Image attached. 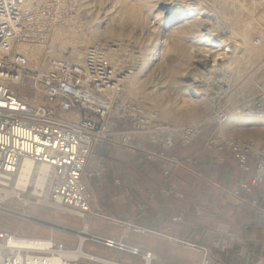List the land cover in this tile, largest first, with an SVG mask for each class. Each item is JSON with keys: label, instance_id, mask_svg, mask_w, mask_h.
Instances as JSON below:
<instances>
[{"label": "built area", "instance_id": "built-area-1", "mask_svg": "<svg viewBox=\"0 0 264 264\" xmlns=\"http://www.w3.org/2000/svg\"><path fill=\"white\" fill-rule=\"evenodd\" d=\"M264 8V0H254ZM74 0H0V181L12 182L22 161L45 167L46 201L57 208L81 215L84 223L101 219L125 230L162 236L188 245L200 254L199 264H236L214 255L208 246L181 240L154 229L92 207L90 177L106 173L104 145L142 152L150 161L185 166L191 159H179L166 152L175 141L188 144L200 135L204 125L215 130L204 145L228 148L238 166L252 175L239 187L249 191L264 178V141L227 137L222 132L227 113L217 103L204 118L193 123L171 124L160 120L154 108L123 96L128 70L116 68L102 43L87 45L80 60L70 53H45L32 59L24 46L41 48L66 27L72 18ZM258 39L254 42L257 44ZM220 44V43H219ZM226 93V92H225ZM220 93L215 92V97ZM227 96V95H226ZM248 116H264V89L255 87L238 104ZM156 145V148L149 147ZM234 194H237L235 191ZM37 197L42 198L41 192ZM250 208L264 220V206L250 201ZM88 216V218H87ZM94 237V236H92ZM110 248L151 262L152 252L127 245L121 239L97 238ZM0 264H131L103 257L83 248H67L52 238H35L0 229Z\"/></svg>", "mask_w": 264, "mask_h": 264}, {"label": "rangeland", "instance_id": "rangeland-1", "mask_svg": "<svg viewBox=\"0 0 264 264\" xmlns=\"http://www.w3.org/2000/svg\"><path fill=\"white\" fill-rule=\"evenodd\" d=\"M160 1L74 0L72 18L65 21L66 27L74 30L66 34L63 27L57 28L46 43V50L55 53L52 55L70 53L78 59L87 45L102 43L111 63L128 70L123 96L154 108L162 122L193 123L206 117L219 103L226 107L222 126L225 136L264 141V116H248L237 109L255 87L264 89V8L254 0H171L173 9L167 14ZM205 22L211 25L209 33L222 39L220 44L202 30ZM226 44L231 47L228 53L220 49ZM219 51L221 59L209 67L208 54L211 57ZM197 57L199 63L200 58L203 60L199 71L202 87H198L203 93L201 101H192L184 72ZM216 91L219 97H215ZM214 130V123H208L196 138L202 137L204 144ZM86 222L81 215L62 211L50 203L35 210L11 196L1 202L0 229L20 236L52 238L67 248L78 247ZM87 230L81 248L106 258L142 263L127 251L104 246L97 239L103 236L151 251L154 258L150 264L200 263V254L192 247L162 236L128 229L122 233L120 226L101 219H91ZM208 247L212 254L223 256L228 262L244 264L242 258L231 260L229 254L233 257V252L220 249L216 241ZM249 264H264V259L258 256Z\"/></svg>", "mask_w": 264, "mask_h": 264}, {"label": "crops", "instance_id": "crops-1", "mask_svg": "<svg viewBox=\"0 0 264 264\" xmlns=\"http://www.w3.org/2000/svg\"><path fill=\"white\" fill-rule=\"evenodd\" d=\"M203 141H175L166 154L191 161L170 166L166 177L161 161L105 144L106 173L87 179L92 207L172 237L206 246L216 241L233 252L231 260L242 258L244 264L264 259V220L248 204L264 206V178L249 191L240 188L251 178L252 160L243 171L230 149L205 147Z\"/></svg>", "mask_w": 264, "mask_h": 264}, {"label": "bare ground", "instance_id": "bare-ground-1", "mask_svg": "<svg viewBox=\"0 0 264 264\" xmlns=\"http://www.w3.org/2000/svg\"><path fill=\"white\" fill-rule=\"evenodd\" d=\"M159 4L162 7V9H164V13L166 12L168 14L173 9V2L171 0H161L159 2ZM201 28H202V30H204L205 33H209L210 31H212L211 25L207 22L201 24ZM209 34H211V40L212 41H214L216 43L222 42V39H219V38H217L218 40L216 39V36H215L216 34H214V33H209ZM226 45H227L226 48H224L222 46L220 49L223 50V52L228 53L229 50L231 51V47H230V45L228 46V44H226ZM231 45H233V44H231ZM22 50L24 53L28 54L29 57L32 59H39L46 52L49 53L48 50L44 51L41 48H34L31 46H24L22 48ZM49 54H55V53H49ZM208 56H209V58H208V66L209 67H214L216 65L217 60L221 59L220 51L215 53V54L213 53V55H211V57H210V54H208ZM72 57L76 60L80 59V58H78V59L75 58L73 55H72ZM198 59H199V57H197L194 60V63H192L189 66L190 68H188L184 72V79L188 80V81H186V85L189 89V95H190V98L192 101H201L202 97L200 95L203 93L200 91V89H198V87H202L201 83H199V79H201V78H199V71H200V68H203V65H202L203 60H202V58H200L201 63H199ZM203 59H205V58H203ZM205 64H207L206 59H205ZM45 186H46L45 185V167H43L41 165H34V164H31L30 161L23 160L21 167L18 170L15 177L13 178L12 182L4 183L3 181H0V208H1L2 200L6 197L11 196V197H15V198L21 200L22 203L29 204L30 206L34 207L35 210H37L40 208L41 205L48 204L46 201V187ZM39 192H41V196H44V197H42V198L37 197ZM34 202H36L37 204L33 206L32 203H34ZM60 210L65 211L63 209H60ZM68 212H70V211H68ZM70 213H73V212H70ZM87 218H88V216H87ZM87 224L88 223L86 222V224L84 225V228L81 232L82 235H80V237H79V241L77 244L78 248L82 247V243L86 238L85 236L88 234ZM153 258H154V256L151 257V260ZM147 264H150V262Z\"/></svg>", "mask_w": 264, "mask_h": 264}]
</instances>
